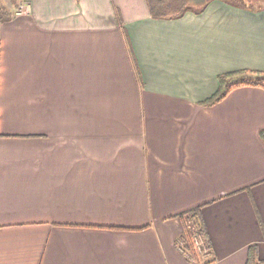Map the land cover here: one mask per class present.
<instances>
[{"label": "crops", "instance_id": "obj_1", "mask_svg": "<svg viewBox=\"0 0 264 264\" xmlns=\"http://www.w3.org/2000/svg\"><path fill=\"white\" fill-rule=\"evenodd\" d=\"M147 1L0 0V264H264V6Z\"/></svg>", "mask_w": 264, "mask_h": 264}, {"label": "trees", "instance_id": "obj_2", "mask_svg": "<svg viewBox=\"0 0 264 264\" xmlns=\"http://www.w3.org/2000/svg\"><path fill=\"white\" fill-rule=\"evenodd\" d=\"M147 1V0H146ZM148 2V1H147ZM150 12L154 16H158L151 7ZM235 5L245 7V3H236ZM183 11H178L175 16L182 15ZM241 86H256L264 89V72H254L248 70L229 72L221 74L218 77V89L208 99L203 101L205 105L211 106L223 99L232 89ZM259 137L264 143V130L259 132ZM202 206H196L190 210L179 213L176 217L180 220L183 225L184 235L187 240L199 246L198 249H193L194 252L201 254L202 257L211 256V242L202 218ZM180 243V242H179ZM199 243V245H198ZM181 249L187 254V249L184 243H180ZM213 260L207 261V263ZM257 248L255 245L248 247L245 264H258Z\"/></svg>", "mask_w": 264, "mask_h": 264}, {"label": "rangeland", "instance_id": "obj_3", "mask_svg": "<svg viewBox=\"0 0 264 264\" xmlns=\"http://www.w3.org/2000/svg\"><path fill=\"white\" fill-rule=\"evenodd\" d=\"M233 1H236L238 3H243L244 2V3H247V4L251 5V6H264V0H263V2H258V0H233ZM182 228H183V225H182ZM183 239H184V242L190 246V248L192 249V251H193V249H199V246H197L195 243H194V246H193V243L192 242L190 244V241L187 240V238L185 236H184ZM198 245H199V243H198Z\"/></svg>", "mask_w": 264, "mask_h": 264}, {"label": "built area", "instance_id": "obj_4", "mask_svg": "<svg viewBox=\"0 0 264 264\" xmlns=\"http://www.w3.org/2000/svg\"><path fill=\"white\" fill-rule=\"evenodd\" d=\"M29 11V6L27 4H21L18 9L19 14H25ZM185 248L187 249L188 252H193L192 249L188 244L185 243ZM189 246V247H188ZM199 250V249H198Z\"/></svg>", "mask_w": 264, "mask_h": 264}]
</instances>
